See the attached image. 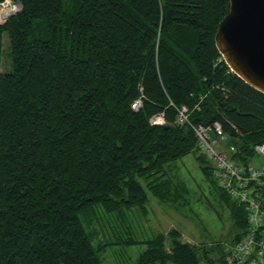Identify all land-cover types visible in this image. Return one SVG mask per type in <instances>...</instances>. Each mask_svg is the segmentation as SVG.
Returning a JSON list of instances; mask_svg holds the SVG:
<instances>
[{
	"label": "trees",
	"instance_id": "trees-1",
	"mask_svg": "<svg viewBox=\"0 0 264 264\" xmlns=\"http://www.w3.org/2000/svg\"><path fill=\"white\" fill-rule=\"evenodd\" d=\"M14 1L21 10L0 23V264H101L117 243L110 219L127 229L126 212L148 193L182 197L166 166L197 142L175 107L242 140L231 155L242 163L264 142V94L214 43L230 0ZM5 35L11 68L1 71ZM160 113L164 123L151 124ZM219 191L240 228L234 243L247 216ZM181 238L172 229L143 240L137 264H200L201 247Z\"/></svg>",
	"mask_w": 264,
	"mask_h": 264
},
{
	"label": "rangeland",
	"instance_id": "rangeland-1",
	"mask_svg": "<svg viewBox=\"0 0 264 264\" xmlns=\"http://www.w3.org/2000/svg\"><path fill=\"white\" fill-rule=\"evenodd\" d=\"M2 42L4 48L1 71H7L11 68V63L6 35ZM220 141L226 150L229 145L239 147L243 144L239 138H231L225 134ZM200 154L193 150L166 166L167 175L186 186V191L177 201L164 202L148 193L145 208H133L126 212L124 218L128 222L127 229L121 224L117 225L113 218L110 219L111 226L105 233L117 243L101 252V264H137L145 249L142 241L161 232L167 234L172 229L180 232L182 241L201 247L197 250L200 264H208L201 251L203 248L215 264L223 263L227 248L233 243L240 228L235 226L231 215V200L228 197L224 199L221 195L214 185V176L208 177L203 172L198 160ZM231 158L240 162L238 157ZM248 160L264 163V157L259 154H254ZM130 239L135 243H131Z\"/></svg>",
	"mask_w": 264,
	"mask_h": 264
},
{
	"label": "built area",
	"instance_id": "built-area-1",
	"mask_svg": "<svg viewBox=\"0 0 264 264\" xmlns=\"http://www.w3.org/2000/svg\"><path fill=\"white\" fill-rule=\"evenodd\" d=\"M17 1H0V23L19 10ZM141 105L134 100L133 109ZM175 121L189 125L194 132L197 150L212 164L216 185L235 203L242 206L247 216V231L238 241L227 248L223 263L217 264H264V163L238 162L231 158L236 147L229 145L226 150L220 141L225 134L219 122L210 125L192 124L188 121L190 110L186 106L175 107ZM163 113L149 119L151 124L164 123ZM254 154L264 157V142L253 146Z\"/></svg>",
	"mask_w": 264,
	"mask_h": 264
},
{
	"label": "water",
	"instance_id": "water-1",
	"mask_svg": "<svg viewBox=\"0 0 264 264\" xmlns=\"http://www.w3.org/2000/svg\"><path fill=\"white\" fill-rule=\"evenodd\" d=\"M228 10L215 32L216 48L235 75L264 94V0H230Z\"/></svg>",
	"mask_w": 264,
	"mask_h": 264
},
{
	"label": "bare ground",
	"instance_id": "bare-ground-1",
	"mask_svg": "<svg viewBox=\"0 0 264 264\" xmlns=\"http://www.w3.org/2000/svg\"><path fill=\"white\" fill-rule=\"evenodd\" d=\"M138 109V108H137ZM181 125V124H180Z\"/></svg>",
	"mask_w": 264,
	"mask_h": 264
}]
</instances>
